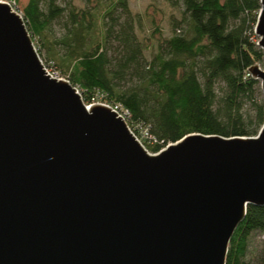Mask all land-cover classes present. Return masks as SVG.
<instances>
[{
	"label": "water",
	"instance_id": "water-1",
	"mask_svg": "<svg viewBox=\"0 0 264 264\" xmlns=\"http://www.w3.org/2000/svg\"><path fill=\"white\" fill-rule=\"evenodd\" d=\"M248 72L264 111V67ZM249 205L264 206V122L151 153L109 106L48 74L0 3V264H226Z\"/></svg>",
	"mask_w": 264,
	"mask_h": 264
},
{
	"label": "trees",
	"instance_id": "trees-1",
	"mask_svg": "<svg viewBox=\"0 0 264 264\" xmlns=\"http://www.w3.org/2000/svg\"><path fill=\"white\" fill-rule=\"evenodd\" d=\"M167 1L184 8L190 36L161 39L153 60L147 63L144 59V64L142 43L132 22L116 30L119 19L113 17L103 41L90 40L87 44L84 31L95 26L91 12L73 7L68 13L72 28L58 41H51L47 34L66 11L56 0H47L45 6L42 0H29L21 14L44 65L54 67L60 77L75 86L85 104L99 93L127 109L134 122L147 126L157 138V144L146 146L149 152L157 153L190 133L225 138L256 136L264 122L263 101L257 99L260 82L248 69L264 64V51L254 34L260 0ZM126 2L119 0L116 5L130 15ZM116 5L105 16L111 15ZM111 38L118 41L122 53L113 71L103 45ZM58 46L65 50L63 54ZM43 51L49 61L43 60ZM197 59H203L201 66ZM128 75L144 81V93L119 88L115 81ZM217 85H223L221 95ZM253 232L264 233V206H248L230 241L226 264H246L243 258Z\"/></svg>",
	"mask_w": 264,
	"mask_h": 264
},
{
	"label": "rangeland",
	"instance_id": "rangeland-1",
	"mask_svg": "<svg viewBox=\"0 0 264 264\" xmlns=\"http://www.w3.org/2000/svg\"><path fill=\"white\" fill-rule=\"evenodd\" d=\"M29 0H16L18 11L21 12ZM47 0H42V6H45ZM119 0H56V3L66 9L64 16L56 20L49 28L47 34L51 41H58L68 36L69 28H72L68 13L74 7L76 10L84 9L94 14L95 26L91 30L84 31L88 38L87 44L90 40L103 41L105 29L113 25L111 18H118V25L115 29H119V25L126 22L134 23V31L137 39L142 43V64L150 63L155 54L159 51V42L161 39H169L173 35L183 34L190 36V25L187 16L184 14V8L180 6H172L167 0H126L128 5V13L124 12L119 5H116ZM116 5L115 10L111 15H106V12ZM255 34V33H254ZM255 37H257L255 35ZM34 45L35 42L33 41ZM104 45L105 52L110 60L109 68L111 71L115 69L118 60L122 56L121 48L118 41L113 38L109 39ZM57 49L61 54L65 50L58 46ZM160 51L166 52L162 49ZM171 57V56H167ZM43 60L49 61L45 52L42 55ZM183 59L192 63L185 57ZM203 59H197L196 63L201 66ZM261 68L264 64H259ZM52 66V65H51ZM51 70H55L54 67ZM62 72V71H61ZM199 75L200 81L204 83L203 77ZM119 88L126 91L138 90L144 93V81L139 80L136 76L128 75L125 79L116 80ZM223 85H217L216 91L219 95L222 93ZM259 101H263V93L261 92L257 97ZM216 107V106H215ZM264 258V233L253 232L248 240L243 261L246 264H262Z\"/></svg>",
	"mask_w": 264,
	"mask_h": 264
},
{
	"label": "built area",
	"instance_id": "built-area-1",
	"mask_svg": "<svg viewBox=\"0 0 264 264\" xmlns=\"http://www.w3.org/2000/svg\"><path fill=\"white\" fill-rule=\"evenodd\" d=\"M0 3H6L9 4L14 11H16L18 14H21V12L18 11L17 4L15 0H0ZM43 62V61H42ZM44 64V63H43ZM45 66V65H44ZM46 70L48 74H50L52 77L56 78H62L59 76L57 72L54 70H51V68L46 67ZM64 79V78H62ZM66 80V79H65ZM79 91V90H78ZM93 104H102L109 106L113 111H115L120 117L124 119L127 126L129 127L130 131L134 134L136 139L146 148V146H154L157 144L158 140L156 137H154L147 126H144L142 123H137L132 120L131 113L120 106L119 104H116L114 102L108 101L105 99L103 94H96L94 97H92L91 101L87 103V106H92Z\"/></svg>",
	"mask_w": 264,
	"mask_h": 264
}]
</instances>
